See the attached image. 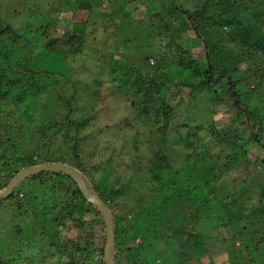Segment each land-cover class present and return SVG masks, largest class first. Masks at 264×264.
Returning a JSON list of instances; mask_svg holds the SVG:
<instances>
[{
    "label": "trees",
    "instance_id": "trees-1",
    "mask_svg": "<svg viewBox=\"0 0 264 264\" xmlns=\"http://www.w3.org/2000/svg\"><path fill=\"white\" fill-rule=\"evenodd\" d=\"M58 2L56 18L35 4L19 24L0 16V193L20 171L64 165L107 209L114 264H216L210 244L224 245L227 264H264V0L103 9L96 59L133 112L123 123L136 128L134 152L141 130L149 136V156L127 160L104 139L111 128L93 126L108 99L99 85L68 94L67 78L35 66L81 57L96 31L101 9ZM18 185L0 201V264H104L103 217L71 178L42 172ZM47 190L54 198L36 203Z\"/></svg>",
    "mask_w": 264,
    "mask_h": 264
},
{
    "label": "rangeland",
    "instance_id": "rangeland-1",
    "mask_svg": "<svg viewBox=\"0 0 264 264\" xmlns=\"http://www.w3.org/2000/svg\"><path fill=\"white\" fill-rule=\"evenodd\" d=\"M66 3L75 6L77 3L79 4H87L89 7L95 9H101L99 12L97 10V19L94 20V23L98 21V24L96 25V30L94 33L91 34L89 37L88 43H87V49L85 50L84 54L81 57H77L76 59H68L66 61H60L54 57L52 58H46V57H39L37 60H34L36 62L35 66L41 70H48L55 73L62 74L65 78H67L69 82L67 84H64L67 93L70 94L73 89L76 90V92L79 93V97L86 95L84 92L85 87L87 86L89 89H93L99 85V95L100 96H108L107 100H103L102 103H97V106L94 110L95 112V118L93 121V126L96 129L103 128L105 125L110 127V131L107 132L105 140L116 137V140L111 138V140L116 143H118V146H122V148L127 150V154L123 157V160H127V158H131L132 156L140 158H145L148 155L149 148L144 144V142L148 139V133L141 130V136H139V141L142 143V145L139 147V149L134 152L133 148V139L135 136L136 128H132L131 130H127L124 126L125 119H130L133 115V112L129 109V105L125 102V99L118 94L114 90V88L111 87V85L108 83L106 79L107 75V69L104 68V66L101 65L100 60L96 59V48L98 47L97 38L98 35L101 33L100 25L103 24L102 17L107 14L108 6H113V3L119 2V0H64ZM125 1L129 0H120V2L125 3ZM60 2L58 0H0V16L4 14L6 17L10 19L13 17L16 23L22 22V10L24 8L28 9H36L34 7V4L38 7V13L44 12V14H47V16L56 18L54 14H56V9L58 8ZM127 5V4H126ZM37 10V9H36ZM20 11L21 13L18 14L17 12ZM4 16V17H5ZM5 17V18H6ZM6 20V19H5ZM42 22L43 19H42ZM99 22L101 24H99ZM59 26L62 29H69L70 23H66L65 21H61ZM122 35H118V42H122ZM100 50V48L98 49ZM123 49L121 46L118 48V51L121 52ZM38 51L36 52L37 55ZM151 53V51L149 52ZM195 54V53H194ZM197 59V53L194 55ZM37 57V56H36ZM73 87H71V84ZM91 91L88 93L90 94ZM104 103V104H103ZM264 111V110H262ZM77 116H79L77 114ZM209 117V115H207ZM212 119H214L212 117ZM211 119V120H212ZM217 119V118H216ZM90 130H93L90 128ZM103 131V129H100ZM99 131V130H98ZM94 135V134H93ZM0 141H4V138H0ZM209 141L208 138L206 140ZM115 143V142H114ZM135 154V155H134ZM132 159V158H131ZM116 168L119 170L118 174L125 173L130 169V166L128 165V161L126 163H118ZM257 169V168H256ZM233 178L237 179L238 181L241 180L242 175H239V173H233ZM24 181V180H23ZM17 185L16 187H18ZM21 188V187H20ZM46 194L44 197H40V201L37 200V202H41L45 199H51L54 198L53 192H48V190L45 192ZM24 194H21V198H23ZM22 204V211L26 207V204L23 202ZM6 209L0 208V227L3 226V223L1 220L3 218H7L6 215ZM259 225V224H258ZM216 223H211V226L209 228H199L200 231H207L211 230L214 227H216ZM260 226V225H259ZM258 228V227H257ZM88 228H86L87 230ZM259 229V228H258ZM73 236V234H71ZM224 246V245H223ZM221 244H217L215 247L210 244L207 249L210 251V255L212 258L214 256V262L216 264H227V260L224 261V254L225 251L220 249V247L223 248ZM206 249V250H207ZM55 262V260H53Z\"/></svg>",
    "mask_w": 264,
    "mask_h": 264
},
{
    "label": "water",
    "instance_id": "water-1",
    "mask_svg": "<svg viewBox=\"0 0 264 264\" xmlns=\"http://www.w3.org/2000/svg\"><path fill=\"white\" fill-rule=\"evenodd\" d=\"M42 172L62 174V175H66L69 178H71L76 183L84 199L88 203L94 205L99 210V212L101 213L103 217L105 228H106V242H105L104 251H103V263L104 264H114L112 260L113 230H112V223H111L110 215L107 209L98 201L94 192L89 187L85 179L75 170L67 166H64V165L53 164V165H48V166L29 168V169L20 171L13 177V179L7 185L5 190L2 193H0V201L7 198L16 188V186L21 181L26 179L28 176L42 173Z\"/></svg>",
    "mask_w": 264,
    "mask_h": 264
}]
</instances>
